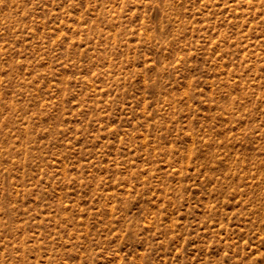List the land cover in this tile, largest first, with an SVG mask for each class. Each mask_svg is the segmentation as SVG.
<instances>
[{
	"label": "rangeland",
	"instance_id": "obj_1",
	"mask_svg": "<svg viewBox=\"0 0 264 264\" xmlns=\"http://www.w3.org/2000/svg\"><path fill=\"white\" fill-rule=\"evenodd\" d=\"M0 264H264V0H0Z\"/></svg>",
	"mask_w": 264,
	"mask_h": 264
}]
</instances>
